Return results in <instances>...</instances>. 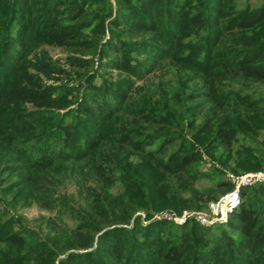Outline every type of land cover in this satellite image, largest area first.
Wrapping results in <instances>:
<instances>
[{"label":"trees","instance_id":"obj_1","mask_svg":"<svg viewBox=\"0 0 264 264\" xmlns=\"http://www.w3.org/2000/svg\"><path fill=\"white\" fill-rule=\"evenodd\" d=\"M111 6L0 0V264H264V182L218 225L152 218L264 169V0Z\"/></svg>","mask_w":264,"mask_h":264},{"label":"rangeland","instance_id":"obj_2","mask_svg":"<svg viewBox=\"0 0 264 264\" xmlns=\"http://www.w3.org/2000/svg\"><path fill=\"white\" fill-rule=\"evenodd\" d=\"M112 6L111 7H115L116 6V0H110ZM250 3L253 7H257L260 6L263 3V0H237V6L239 7H243L245 6L247 3ZM99 6H95L94 8H98ZM105 37H107V34L105 35ZM45 48L48 50V52L54 57V58H64L66 56V54L69 52L66 49L63 48H58V47H51V46H45ZM71 52V51H70ZM84 54H86L87 56H91L94 58V63H95V67H98L99 64V60L97 57V53L95 51H87ZM151 78L153 80V82H166L169 81L171 83H173L174 86H177L179 84L178 78L176 76V68L171 65L168 61L164 64V67L162 69H160L159 71H157L156 73H154L153 75H151ZM50 81H54L52 79H50ZM261 89L264 90V86L260 87ZM261 139H264V136H261ZM203 158H204V163L202 165V169L206 170V171H210L211 169V164L216 163L218 164L217 160H214L210 157V155H208L205 151H203ZM227 175H218V178H229L230 179V174H235L233 172H230L229 170L226 172ZM209 179H203L201 180L198 185H200L201 187H203L204 185L209 184ZM68 190L73 191L74 187L72 185H68ZM223 197V195L221 196ZM220 197V198H221ZM219 198V199H220ZM214 202V201H212ZM208 205V207H197V208H191V209H185L181 214H175L173 211L171 210H164L161 212H157L154 213L153 215V219H155V215L157 214H161L164 215L165 213L169 214L171 216V218H164L162 217L161 219H167V220H172L175 223H178L177 221H175V217H179L181 215L184 214V212H195V213H203L204 215H206L207 217L211 218L212 215V208H211V203ZM19 212V214H22L23 216H25V218L28 220V222L31 225H36L37 222L36 220L38 219V217L41 214H49L50 211L46 210V209H41L39 208L37 205H31V206H26V207H22L20 209L17 210ZM49 212V213H48ZM141 214L142 218L145 217V212L144 211H138L136 215ZM157 219V218H156ZM196 221H198L196 218H194ZM189 219H187L184 223H186ZM199 222V221H198ZM225 222V221H224ZM224 222H213L212 224H205V225H218L220 223H224ZM183 223V224H184ZM181 224V223H178ZM203 224V223H201Z\"/></svg>","mask_w":264,"mask_h":264},{"label":"built area","instance_id":"obj_3","mask_svg":"<svg viewBox=\"0 0 264 264\" xmlns=\"http://www.w3.org/2000/svg\"><path fill=\"white\" fill-rule=\"evenodd\" d=\"M230 179L234 184V188L228 191L223 195L219 200L211 203L212 215L211 218L207 217L203 213H195V212H184L183 215L179 217H175V221L178 223H184L187 219L196 218L200 223L203 224H212L213 222H226L228 215L235 208H237L241 202V194L240 191L245 186H250L256 184L258 182H264V169L257 171L245 172L242 174H230ZM171 218V216L167 213L164 215L157 214L155 218L161 219Z\"/></svg>","mask_w":264,"mask_h":264}]
</instances>
